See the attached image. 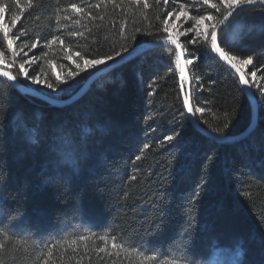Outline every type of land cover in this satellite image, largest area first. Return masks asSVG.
<instances>
[{
	"label": "trees",
	"instance_id": "obj_1",
	"mask_svg": "<svg viewBox=\"0 0 264 264\" xmlns=\"http://www.w3.org/2000/svg\"><path fill=\"white\" fill-rule=\"evenodd\" d=\"M73 3L80 12L72 10ZM181 4L188 25L195 15H219L202 0L167 5L164 0H0V56L9 66L15 61L14 67L0 68L16 74L19 63L28 60L30 75L58 83L65 89L59 99L66 100L104 66L80 71V56L114 55L133 44V35L138 41L166 39L171 34L163 31L164 19L168 12H180ZM232 24L237 25L234 38L226 37L228 25L220 36L237 45L229 55L237 57L233 62L250 81L258 105L254 131L235 143H218L193 126L174 47L151 49L100 76L63 108L0 79V228L7 230L0 235L5 245L0 264H154L145 259L153 255L193 264L185 259L188 247L198 254L195 264H264V99L257 90L264 87V10H246ZM4 26L14 32L11 48ZM194 35L176 38L184 56L199 57L187 67L191 106L203 112L191 116L208 132L223 129L226 137L238 136L250 126V101L235 74L211 52V37L205 44L201 32L190 43ZM248 56L254 64L242 68L239 62ZM257 70L253 81L251 72ZM19 82L26 86L23 77ZM27 84L51 91L31 80ZM57 121L80 130L88 155L78 170L62 163L53 175L39 141L62 160L72 156L51 136ZM182 129L180 147L165 141Z\"/></svg>",
	"mask_w": 264,
	"mask_h": 264
},
{
	"label": "snow or ice",
	"instance_id": "obj_2",
	"mask_svg": "<svg viewBox=\"0 0 264 264\" xmlns=\"http://www.w3.org/2000/svg\"><path fill=\"white\" fill-rule=\"evenodd\" d=\"M169 0H164V3L167 5ZM200 2V0H194V3ZM157 3H159V0H157ZM202 3L205 5H208L210 8L214 9L216 13L219 15H213L211 13L207 15H195L193 16V19L195 20V23H193L190 27L186 24L184 25V31L180 32V36H184L186 34H192L195 32V35L191 37L190 43H195L197 40H199L201 36V30L203 28V36L204 41L203 43H208V37H211L210 41V47L211 52L218 54L219 58L226 61L231 65L232 68L236 69L237 65L233 62L237 59L235 55H229L230 51L237 50V45H228L225 41L221 39L220 33L223 31L224 26L228 25L231 26L232 22L237 19L240 16H243L247 11H251L255 8H259L261 10H264V0H217V3H210V0H202ZM145 8L148 7V4L145 3ZM70 7L75 12H80L81 9L76 6L75 3L71 4ZM3 11V8H0V12ZM187 9L184 4L180 5V12L177 16V20H179L181 17L186 16ZM173 16L172 12L167 13V18L164 19L165 27L163 31L167 33L169 30L167 28V24L169 23L170 18ZM20 19L19 16H16L12 24L15 25L16 22ZM56 21L59 22L61 17L59 15H56L55 17ZM65 20L68 19L67 16L64 17ZM207 22V23H205ZM139 32V29L136 30ZM4 38L7 40L9 48L12 47L13 40L9 38L10 36L14 35V32L10 30L7 26H4ZM72 36H78L82 35V33L73 32L71 33ZM148 35H151L149 33ZM17 40L19 37L16 38ZM53 40H61V43H63V40L59 36H54L52 38ZM133 44L131 46L123 47L120 51H116L114 55H107V56H99L97 58H86L85 56H80V59L83 60V67H81L80 64H77L76 67L80 69V71H84L85 69H97V66L100 65H106L108 61L115 62L116 58H119V60L122 61H128L129 58L132 60H138L142 57H145L146 54L151 51L152 48L160 47L161 43L160 41H138L136 36L133 35L131 37ZM167 40L171 42V44H174L177 49L180 48V44L177 43V39L173 38L171 35H168ZM52 41H49L51 43ZM142 45H148V47H142ZM37 47L36 44H32V48L35 49ZM228 49L226 51L225 49ZM24 55H27V53H24ZM76 55H80L79 53H76ZM71 59V57H69ZM199 59L198 56L194 58H188V55H185L184 57V63L181 64V54L178 52L176 57V66L179 68L180 72V80L183 82L185 80H189V76L187 75V66L194 65V63ZM29 63L28 60H23L19 63V70L16 74H13L12 71L9 70H3L0 71V79H5L9 82H12V86H15L16 82L19 81L20 77L24 78V83L26 87L29 89L31 88L30 85L27 84V81L31 80L32 84L41 85L47 89H50V92H42V89L37 88L35 89L36 92L42 93L46 99L51 103H57L60 98V93L64 92L65 89L59 88V84H54L46 81H42L39 79V77H33L30 75L28 68L26 65ZM243 63L245 65H253L254 61L251 56H248L247 59L243 60ZM15 61H13V64L9 67H14ZM239 71V69H237ZM258 71H252L251 76L253 77V81L255 80V77L258 74ZM59 80V78H57ZM239 80L241 85L245 86L246 88L251 87L250 81L245 77V75L241 74L239 76ZM189 96H185L183 103L184 107L187 110L188 113L195 114L196 112H203L202 108H195L190 105V95L192 92V83L189 80ZM260 92L261 99H264V87L257 89ZM181 91L183 92V86L181 88ZM10 107H11V101H9ZM151 119V118H149ZM228 124L224 125V128H227ZM52 131L51 136L53 138H60L71 150L72 156L71 159H63L62 157L56 155L55 152H52L48 147H44L43 141H39L38 147L44 148V160H47L49 163V169H53L54 171H49L50 174H56L61 170V164L66 167L68 165H71L72 170H78L80 165L81 158H87L88 151H87V143L86 139L84 141L81 140L82 133L79 129L73 130V127L70 124H64L63 121H57L52 125ZM56 129H59V131H56ZM201 131H204L202 128ZM212 132L216 134L217 139L219 140H225L227 139L226 136L223 135V129H212ZM166 142H173L172 146L174 148H178L181 146V144L184 143V134L183 129L180 132H175L174 135H168L165 136ZM55 142L54 140L52 141ZM145 148L148 147L147 144L144 145ZM137 160L140 159L139 156L136 157ZM38 163L42 162L41 160H37ZM261 166L264 167V161H261ZM0 175H2V170H0ZM135 179V177H133ZM3 223V220L0 219V224ZM10 230V226L9 229ZM5 228H0V235L6 234ZM81 240L85 239L84 236L79 237ZM105 237H101V240H104ZM113 247H117L115 241L117 237L113 236ZM4 243L0 242V249L4 248ZM133 251L136 250L135 246H132ZM100 251H103V249H100ZM197 253L193 250L192 247H188L185 251V259L191 258L193 264H195V260L197 259ZM146 260L155 262L159 261L160 264H181V262L178 261H160V258L158 256H145Z\"/></svg>",
	"mask_w": 264,
	"mask_h": 264
},
{
	"label": "water",
	"instance_id": "obj_3",
	"mask_svg": "<svg viewBox=\"0 0 264 264\" xmlns=\"http://www.w3.org/2000/svg\"><path fill=\"white\" fill-rule=\"evenodd\" d=\"M227 26V25H226ZM224 26V28L226 27ZM160 43H161V46L160 47H164V46H170V47H174L176 50H177V53L179 52L181 54V64L184 63V52L180 46L179 49L176 48V46L174 44H171L170 41L166 39H163V40H159ZM142 47H148V45H142ZM158 48V47H156ZM154 49V48H152ZM216 57L217 59L222 62L225 66H227L234 74L235 76L238 78L239 80V76L241 74H243V72L237 67L236 69L232 68L231 65L229 63H227L226 61L222 60L219 58L218 54H216ZM132 60L131 58H129L128 61ZM128 61H122V60H119V58H116L115 62L111 61L109 62L105 67L99 69L98 71H96L94 74L91 75V77L82 85V87L73 95L71 96L70 98L66 99V100H60L57 102V103H51L49 102L46 97L42 94V93H38L35 91V89L33 88H28L24 85H22L19 81L16 82L15 86H12V82H9L6 80V78L4 79L11 87H13L14 89L20 91L21 93L23 94H26L32 98H35V99H38L44 103H46L47 105L49 106H52V107H56V108H63V107H66L68 105H71L72 103L78 101L82 96H84L90 89V87L92 86V84L102 75L110 72L111 70L125 64L126 62ZM237 69H239V71H237ZM4 69H1L0 68V71H3ZM187 75L189 76V73H188V67H187ZM244 75V74H243ZM189 80H190V76H189ZM189 80H185L183 82H185L186 84V88L184 89L183 87V92H182V98L184 100V97L185 96H189V88H188V85H189ZM179 82H180V86L182 88V84L183 82L180 80V73H179ZM240 82V80H239ZM243 89L250 101V104H251V110H252V115H251V123H250V126L248 127V129L238 135V136H235V137H227V139L225 140H219L217 139L216 137V134L214 133H211V132H208L206 130L204 131H201V127L195 122V120L192 118L191 116V113H188L187 110H186V113H187V116L188 118L190 119V121L192 122L193 126L202 134H204L205 136L211 138L212 140L218 142V143H235V142H238L240 140H243L245 139L249 134H251L253 131H254V128L256 126V123H257V118H258V105H257V102L253 96V93H252V89L251 87L250 88H246L245 86H243ZM190 105H191V95H190Z\"/></svg>",
	"mask_w": 264,
	"mask_h": 264
},
{
	"label": "rangeland",
	"instance_id": "obj_4",
	"mask_svg": "<svg viewBox=\"0 0 264 264\" xmlns=\"http://www.w3.org/2000/svg\"><path fill=\"white\" fill-rule=\"evenodd\" d=\"M178 15H179V12L178 13H174L173 16L170 18L169 23H168V30H169L168 33L173 35V36H175V38L180 39L182 36H180L179 33L184 31V25L186 24L189 27L191 25H188L189 24V20H190V16L189 15L183 16L179 20H177V16ZM205 23H207V22H205ZM236 28H237V25L236 24H232L231 26H229L226 29V37L229 40H232L234 38V34H235V31H236ZM201 32H203V28H202ZM186 35H184V36H186ZM3 60H4V58H2L0 56V66L5 67L6 69H9L10 68L9 65H8L9 61L6 60V61L3 62ZM106 65L102 66L101 68L105 67ZM239 65L242 68H245L247 66L243 62H239ZM26 67H27V65H26ZM101 68H99V69H101ZM98 70H96V71H98ZM42 91H44V90H42Z\"/></svg>",
	"mask_w": 264,
	"mask_h": 264
}]
</instances>
